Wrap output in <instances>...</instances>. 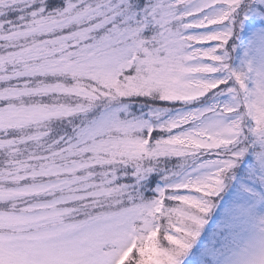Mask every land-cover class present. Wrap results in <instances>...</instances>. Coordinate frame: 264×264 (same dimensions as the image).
Wrapping results in <instances>:
<instances>
[{
    "label": "snow or ice",
    "instance_id": "1",
    "mask_svg": "<svg viewBox=\"0 0 264 264\" xmlns=\"http://www.w3.org/2000/svg\"><path fill=\"white\" fill-rule=\"evenodd\" d=\"M0 264H264V0H0Z\"/></svg>",
    "mask_w": 264,
    "mask_h": 264
}]
</instances>
